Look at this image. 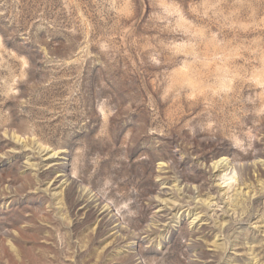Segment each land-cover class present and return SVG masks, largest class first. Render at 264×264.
<instances>
[{
	"label": "rangeland",
	"instance_id": "1",
	"mask_svg": "<svg viewBox=\"0 0 264 264\" xmlns=\"http://www.w3.org/2000/svg\"><path fill=\"white\" fill-rule=\"evenodd\" d=\"M0 264H264V0H0Z\"/></svg>",
	"mask_w": 264,
	"mask_h": 264
},
{
	"label": "bare ground",
	"instance_id": "2",
	"mask_svg": "<svg viewBox=\"0 0 264 264\" xmlns=\"http://www.w3.org/2000/svg\"><path fill=\"white\" fill-rule=\"evenodd\" d=\"M42 152H45V154H43V156H46V159H49V158H51V157H53L55 155V153H53V152H51L49 150H42ZM226 161H227V159L224 158V157L219 158L216 162H214V166L216 167L217 165H219L221 163H224ZM56 193L55 194L58 195V193H60V192H56ZM196 220H197V217H193L192 220H191V223L192 224H195L196 223Z\"/></svg>",
	"mask_w": 264,
	"mask_h": 264
}]
</instances>
